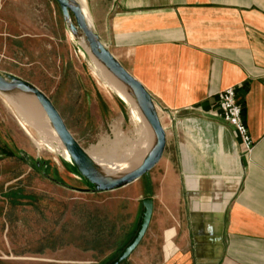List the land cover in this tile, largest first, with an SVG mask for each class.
<instances>
[{"label":"crops","instance_id":"0c3cea01","mask_svg":"<svg viewBox=\"0 0 264 264\" xmlns=\"http://www.w3.org/2000/svg\"><path fill=\"white\" fill-rule=\"evenodd\" d=\"M97 1L95 32L152 95L166 130L148 178L163 262L264 264V0ZM230 88L250 154L214 116Z\"/></svg>","mask_w":264,"mask_h":264},{"label":"rangeland","instance_id":"374dc122","mask_svg":"<svg viewBox=\"0 0 264 264\" xmlns=\"http://www.w3.org/2000/svg\"><path fill=\"white\" fill-rule=\"evenodd\" d=\"M86 2L92 19L98 1ZM95 67L55 0H0V72L42 90L88 153L99 150L115 164L140 153L119 171L128 172L146 156L153 136L126 101L102 85ZM12 98L0 94V264L112 263L138 231L142 201L152 192L148 178L160 166L129 188L88 192L49 121L47 134L35 131ZM146 134L151 145L144 154ZM163 245L160 232L148 230L121 264H166Z\"/></svg>","mask_w":264,"mask_h":264},{"label":"water","instance_id":"95a60500","mask_svg":"<svg viewBox=\"0 0 264 264\" xmlns=\"http://www.w3.org/2000/svg\"><path fill=\"white\" fill-rule=\"evenodd\" d=\"M55 1L61 9L64 22L71 34L84 41L93 59L122 85L135 100L153 136L150 150L136 168L119 174L107 173L80 145L68 129L51 99L38 87L12 74L0 72V94L14 97L26 96L37 102L57 138L67 151L75 175L90 188L88 192L102 194L124 189L148 176L164 157L167 148V134L161 121L160 109L145 86L123 67L101 41L80 2L77 0ZM72 16L75 24L72 21ZM142 208L140 225L134 239L110 264H121L126 261L145 237L153 216V198L144 199Z\"/></svg>","mask_w":264,"mask_h":264},{"label":"bare ground","instance_id":"6f19581e","mask_svg":"<svg viewBox=\"0 0 264 264\" xmlns=\"http://www.w3.org/2000/svg\"><path fill=\"white\" fill-rule=\"evenodd\" d=\"M77 1L80 2V4L82 5V7L84 9V12L87 15L90 23H92V19H91L90 15H89V11H88V6H87L86 0H77ZM82 43L84 44V46L88 50V47L85 45L83 40H82ZM94 62H96V67H95V70H94L95 71V75L97 76V78H99V80L102 83V85L105 88H110L113 93L117 94L123 100L126 101L127 106L131 107V109L134 112V117L133 118H134L135 121H138V122H142L143 121V123L145 125H147V123L144 120L140 110L138 109V107L136 105L135 100L132 98V96H130L128 91L122 85H120L97 61L94 60ZM10 103L16 108V110L19 112L21 117L24 119V121L30 127H32L35 131H37L39 133L47 134L48 131H47L46 123L48 121L46 122V120H48V119L46 118L45 114L43 113V111L41 110V108L38 106L37 102L33 98L26 97V96H16V97H14V98H12L10 100ZM147 136H148L147 134L143 135L142 138H141V143H140V144L144 145V154L146 153L147 149H149V147L151 145V144H149V146H147L148 145ZM64 150H65V148H64ZM65 152L67 153L66 150H65ZM88 154L107 173H110V174L122 173V171L119 172L122 169V167H124L125 165H128V164H134L135 162H137L140 159L139 158L140 157V153H135L134 155L130 154V155L133 156L132 158L128 157L125 161H123L121 163L117 162V164H115V163H109L108 161H106L107 158H109V157H107L106 155L104 157L103 156L104 153L99 151V150H93V151L89 152ZM144 154H143V156H144ZM67 155H68V153H67ZM68 158H69V155H68ZM143 159L140 162H138L137 164H135L134 166H132L130 169H128V171H130V170L136 168L138 165H140L141 162L143 161ZM69 160H70V158H69ZM120 161H122V160H120Z\"/></svg>","mask_w":264,"mask_h":264},{"label":"built area","instance_id":"2783aa9c","mask_svg":"<svg viewBox=\"0 0 264 264\" xmlns=\"http://www.w3.org/2000/svg\"><path fill=\"white\" fill-rule=\"evenodd\" d=\"M214 116L223 119L234 128L236 136L248 154L253 151L254 142L246 123L244 108L240 104L234 88L218 93L217 109Z\"/></svg>","mask_w":264,"mask_h":264},{"label":"trees","instance_id":"16d2710c","mask_svg":"<svg viewBox=\"0 0 264 264\" xmlns=\"http://www.w3.org/2000/svg\"><path fill=\"white\" fill-rule=\"evenodd\" d=\"M58 184H60V185H63L62 183H59V182H57ZM64 186V185H63Z\"/></svg>","mask_w":264,"mask_h":264}]
</instances>
